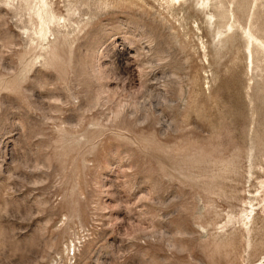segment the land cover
<instances>
[{
  "label": "rangeland",
  "instance_id": "374dc122",
  "mask_svg": "<svg viewBox=\"0 0 264 264\" xmlns=\"http://www.w3.org/2000/svg\"><path fill=\"white\" fill-rule=\"evenodd\" d=\"M0 264H264V0H0Z\"/></svg>",
  "mask_w": 264,
  "mask_h": 264
}]
</instances>
